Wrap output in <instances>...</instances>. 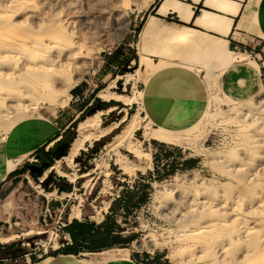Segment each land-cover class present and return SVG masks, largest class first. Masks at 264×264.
I'll list each match as a JSON object with an SVG mask.
<instances>
[{"label":"rangeland","instance_id":"rangeland-1","mask_svg":"<svg viewBox=\"0 0 264 264\" xmlns=\"http://www.w3.org/2000/svg\"><path fill=\"white\" fill-rule=\"evenodd\" d=\"M8 1L11 0H1L0 5L9 3ZM27 3L28 6L24 3L15 19L22 31L34 32L35 35L41 33L43 36L40 34V40L37 35L35 37L40 43L49 40L48 38L53 39L62 28V35L65 36L58 37L56 43L50 46L51 49L44 53L46 58L54 60L56 64L46 74L50 81L48 88L32 89L30 85L35 83V79L31 80L26 74L28 71L24 69L26 53L20 56V61L17 60L16 68L21 71L22 76L27 75L23 78L28 79L29 83L32 81L27 83L31 95L22 105L12 97H8L4 104L0 103V140H4L19 122L40 117V114H57L62 110H70L76 115L78 103L72 102L71 89L82 84L87 85L90 91L94 90L96 85H100L96 81L100 75H108L101 90L109 84L114 86L115 79L122 83L121 86L116 84V88H110L116 94L111 93L112 96L108 88L107 91L104 90V96L108 100L130 98L132 103L122 100L130 106L141 103L142 93L135 87L153 72L168 66L183 65L182 67L197 70L203 77L208 90V104L202 118L183 131L153 127L150 122L144 121L139 110L133 111L131 115L128 110L126 116L123 111L125 107L121 105L110 111H107L109 107L97 111L96 107L87 110L77 128L83 123L93 141L99 140L102 134L104 138L115 130L126 132L132 136L130 143L146 157L136 160L119 139L112 141L113 136L118 137L117 132L111 138L108 136L105 148L85 168L75 159L72 166L61 160L59 174L64 175L61 177L70 185L67 193L59 192L56 196L52 185L38 187L39 182L32 180L24 172L16 181L12 192L0 201V236L13 234L18 237L10 241L11 244L0 245L22 247V242H29L31 245L35 243V251L39 254L43 247L48 246L51 231L60 237L61 233H65L64 228H59L62 220L59 219L57 223V212L52 213L48 208L50 201L51 210L56 205L53 197L58 199L61 206H65L67 218L72 213V207H78L81 211L79 219L99 221L100 214H107L113 200L118 199L125 188L129 191L131 188L135 195L142 192L146 194L147 199L135 209L128 222H122L126 225L119 228L120 240L116 243L120 245L95 253H99L100 257L93 253L85 254L82 256L85 264H92L96 260V264L110 260L116 250H127L129 255L143 259V264H264V83L258 82V64L245 53L229 50L225 42L228 55L213 57L208 54L206 61L201 60L198 53L194 52L196 49L161 41V38L165 39L178 30L165 33L161 38L150 37L156 32L155 29L149 30V27H153L148 25L152 17L141 32H137L135 38H132L130 31L133 10L145 7L148 0H142V3L141 0H30ZM31 5L34 9H30ZM25 9V12L22 11ZM48 30L53 34L48 33ZM142 33H147L144 39L140 38ZM192 33L196 32H182V35ZM64 38L67 40L61 41ZM58 40L62 42V46L66 45L65 49ZM70 43H73L72 46ZM128 43L131 44L130 47L124 46ZM152 57L156 58L155 61ZM134 58L138 59V67L132 63ZM12 69L6 72H11ZM237 69L244 70L246 77L242 78L244 73L236 72L233 75V71ZM13 82V79H9V87ZM65 93L66 96L60 98ZM44 94H47L46 99L52 98V95L53 98L60 99L58 104L40 101L30 103L45 96ZM100 113L101 119L93 117ZM135 115L136 118L129 120ZM106 121L111 122L110 125L102 127ZM124 126L126 128L121 131ZM145 126L146 130L151 129L142 135ZM121 156L127 158L132 166H143L144 170L137 168L128 174L123 168ZM22 159L17 162L9 161V170L15 169ZM53 165L59 167L58 163ZM114 165L118 167L119 174L114 173ZM166 165L168 171L165 170ZM34 172L39 173L37 170ZM27 178L33 183L32 186L28 184ZM20 183L23 184L19 185ZM44 196L48 199L46 216H42L45 211ZM234 210L236 213H233ZM61 218L63 219V212ZM185 221L196 222V227H209L212 223L214 229L212 226L207 228V235L202 234V238L184 239L182 227ZM233 226L236 227V234L230 232ZM217 229L224 230L221 231L224 233L220 232V235ZM44 231L46 233H42ZM56 240L50 242L49 246L54 244L57 247ZM254 240L258 243L256 250L259 249V253L252 249ZM155 244L156 247H149ZM123 257V253L116 254V258ZM145 259L147 260L144 261Z\"/></svg>","mask_w":264,"mask_h":264},{"label":"crops","instance_id":"crops-1","mask_svg":"<svg viewBox=\"0 0 264 264\" xmlns=\"http://www.w3.org/2000/svg\"><path fill=\"white\" fill-rule=\"evenodd\" d=\"M133 11L132 30L130 31L133 34L132 38H135L137 32H141L150 17H152V20L148 25L153 26L156 31L150 37L159 36L161 38L165 33L178 30L177 32L181 34L182 32H196L210 39L216 38L215 40L225 42L229 50L245 53L252 58L259 66L258 82L260 84L264 83V0H148L145 7L136 8ZM124 46L130 47L131 44H124ZM152 59L155 61L156 58L152 57ZM132 63L138 67L137 58H134ZM236 72L244 73L242 78L246 77L244 70L237 69L233 71V75ZM100 76L96 78L100 85H96L94 90L90 91L87 85L82 84L71 89L72 102L78 103L76 105L78 110L76 115L70 110H62L57 114H40V117H33L19 122L8 132L4 140H0V201L12 192L14 185L17 183L16 181L24 172L29 176L30 173L33 176H38L42 171L41 168L46 166L49 161H53V164L59 163L60 168L61 160L64 161L70 149L58 161L51 155V152L62 143L68 144L72 133L74 131L77 133V126L81 121L80 117L84 115L85 109L91 107L95 97L102 102L110 103L107 111L112 110L115 106H120L116 104L120 103L121 106L125 107L123 111H125L126 116L129 113L128 110H130V115L133 111L139 110V114L144 118V121L150 122L153 127L168 131H183L191 128L202 118L207 108V86L201 74L194 69L168 66L153 72L138 87H135L136 89L139 88L137 90L142 93L141 103L130 106L115 99L103 100L100 97L102 91L109 86L108 91L116 94L114 91L111 92L110 88H116V84L121 86L122 83L115 79L114 86L109 84L104 90L98 91L103 86L102 84L106 83L105 80L108 77V75ZM75 124L76 128L74 129L73 125ZM110 135L92 143L86 142L84 148L75 157L80 156V165L90 164L94 157L99 155L102 149L105 148ZM32 155L37 157V163L28 161ZM21 158L23 159L15 169L9 170L8 162H17ZM26 165H29V168ZM114 166V173L119 174L118 167L115 168ZM53 167L54 165L46 169L41 176L37 177V181L42 184L49 176L51 178L46 184L54 187L53 192L56 196L59 192L63 194L69 192L70 185L61 177L64 175H60ZM167 168L166 165V171H168ZM34 170L39 173L34 172ZM27 180L28 184L32 186L31 180L29 178ZM21 184L23 183L19 185ZM140 194L135 195L131 188L130 191L125 188L119 198L113 200L107 214L103 215L99 221L88 218L81 220L74 217L73 219L64 217L65 221L69 224L72 220H77L83 225L94 224L93 227H102L100 224L108 217L109 220L116 223L113 227H123L126 224L124 225L122 222H128L130 216L137 209L133 204ZM44 198L46 203L48 199L45 196ZM55 203L56 205L52 210L51 201L48 204V208L52 213L60 210V203L57 201ZM61 208L64 212L65 206L62 205ZM65 216H67V212ZM77 249L73 245L67 246L40 262V264H85L82 256L87 253L76 251ZM23 253L24 249L18 245H0V264H24L22 260ZM121 253L125 257L116 258V254ZM142 261L143 259L129 255L127 250H116L110 260L99 262V264H143ZM96 263H98L97 260L92 261V264Z\"/></svg>","mask_w":264,"mask_h":264},{"label":"bare ground","instance_id":"bare-ground-1","mask_svg":"<svg viewBox=\"0 0 264 264\" xmlns=\"http://www.w3.org/2000/svg\"><path fill=\"white\" fill-rule=\"evenodd\" d=\"M1 1V0H0ZM30 0H11L9 3H6L5 2L0 5V103H3L4 101H7L8 97H12L13 100H16L19 105H22V103L25 102V100L27 99V97L29 96L30 94V91L28 90L29 88V85L27 83L28 82V79L25 80L23 77L24 76H29V78H31V80H33V78L35 79L34 82L35 83H32L30 85V87H32V89H39L41 87H47L48 83L50 82L49 80H47V76L46 74L50 71V69L56 67V64H55V61L54 60H49L48 58H46L44 56V53L48 50V49H51L50 46H52L53 44L56 43V39H59L58 37H60L63 32H62V29L59 30V32L57 33V35H55V37L52 35V37H54L53 39L50 40V38H48L46 35V37L49 39L47 41H45L44 43H40L35 37L40 36L41 33H38L39 35H35L34 32H28V31H22L21 30V27H19V23L15 21L16 19V16L18 15L19 13V10L24 7V3L28 4L27 2H29ZM1 3V2H0ZM35 3V2H34ZM38 8V7H37ZM27 9V7H26ZM25 10H22V11H26ZM30 9H34L32 8V5H31V8ZM36 10V9H35ZM28 11H30L28 9ZM21 13V12H20ZM152 19V18H151ZM56 24V23H55ZM58 25V24H57ZM56 25V26H57ZM60 26V24H59ZM52 27V26H50ZM55 27V26H54ZM63 27V26H62ZM46 28V27H45ZM48 28V27H47ZM53 28V27H52ZM61 28V27H59ZM24 29V28H23ZM50 29V28H49ZM151 29H154L153 27H149V30ZM27 30V29H26ZM43 30V29H42ZM148 30V29H147ZM41 31V30H40ZM47 31V30H46ZM50 31V30H48ZM54 31V30H53ZM43 32H45L43 30ZM56 32V31H55ZM48 33H52V31L48 32ZM46 33V34H48ZM148 33V32H147ZM147 33H142L140 38L141 39H144L145 36H147ZM45 34V33H44ZM53 34V33H52ZM42 35V34H41ZM72 35V34H71ZM70 35V36H71ZM43 36V35H42ZM49 36V35H48ZM62 36H65V35H62ZM68 37V35H67ZM46 38V39H47ZM66 38V37H65ZM63 39L61 41H64V40H67V39ZM41 38H39L40 40ZM44 39V38H43ZM45 39V40H46ZM62 39V38H61ZM73 39V38H72ZM216 39V38H215ZM215 39H210V38H207V37H204L202 36L201 34L199 33H192V34H189L187 36H183L181 33L179 32H175L173 34H170V36H168L167 38L165 39H161V41H166L168 43H171V44H175V45H182V46H185V48H188V49H196L197 51H194L196 52L197 55L200 56V59L201 60H205L207 59V57L209 56L208 54L210 55H221V56H225L226 54L228 55L227 51H226V46L223 42L219 41V40H215ZM68 40H70V38L68 37ZM61 41L58 40V42L60 43ZM71 41V40H70ZM68 41V43L70 42ZM75 41V40H74ZM42 42V41H41ZM57 42V43H58ZM72 42V41H71ZM62 43V42H61ZM60 43V44H61ZM73 44V43H72ZM72 44L70 43V45L72 46ZM59 45V44H58ZM69 45V44H68ZM56 46V45H55ZM70 46V47H71ZM61 47H66V45L61 44ZM60 47V48H61ZM69 47V46H68ZM65 49V48H64ZM184 50V49H183ZM192 52V51H191ZM23 53H26V63L24 64V69H26L28 71V73H26L24 76H22V74L20 73L21 71L16 68V66L18 65L17 63V60H19L20 56L23 54ZM47 53V52H46ZM202 55H201V54ZM219 57V56H217ZM216 57V58H217ZM24 58V57H23ZM192 58V57H191ZM205 58V59H204ZM23 60V59H22ZM199 60V59H198ZM215 60V59H214ZM143 64V59L140 60V66H142ZM187 65V64H186ZM183 66V65H182ZM190 67V66H189ZM12 69L11 72H6V70H9V69ZM23 69V70H24ZM190 69V68H189ZM51 78V76L49 77V79ZM9 79H13L14 82L12 84H10V87H9V84L7 83L9 81ZM52 79V78H51ZM50 79V80H51ZM30 81V80H29ZM18 82V83H16ZM32 82V81H31ZM30 82V83H31ZM29 83V84H30ZM48 88V87H47ZM51 88V87H50ZM109 88V87H108ZM107 88V90H108ZM46 89V88H45ZM28 90V91H27ZM49 90V89H48ZM106 90V91H107ZM39 91V90H38ZM106 91H103L101 94H100V97L104 100L106 98V96H104L105 92ZM46 92V91H45ZM39 93V92H38ZM40 93H41V90H40ZM39 93V94H40ZM33 94V93H32ZM35 94V93H34ZM37 94V93H36ZM111 94V93H110ZM31 95V94H30ZM38 95V94H37ZM45 96H41L39 98H36L34 101H31L30 99H28L29 101H31L30 103H37V102H46V103H50V104H53V105H57L59 100L57 98H53V95H52V98L50 99H46L45 97H47L46 95L47 94H44ZM51 95V94H50ZM112 95V94H111ZM114 95V94H113ZM112 95V96H113ZM65 97L66 96V93L65 94H62L60 96L61 97ZM99 96V94H98ZM38 97V96H36ZM105 97V98H104ZM33 98V97H32ZM44 98V99H43ZM108 98V97H107ZM106 98V100H108ZM111 98V97H110ZM10 99V98H9ZM42 99V100H40ZM116 100H119V101H122L123 102H126V103H132V100L130 98H122V97H117ZM10 101V100H9ZM4 104V103H3ZM2 104V105H3ZM1 108V107H0ZM100 114H96L95 118H100ZM137 115L131 117L129 120H133V118H136ZM123 118H125V116H123ZM126 128V126H124L122 130H124ZM149 128V127H148ZM128 129V128H127ZM151 129V128H149ZM149 129L146 130V126L143 128V134H146V131H149ZM110 134V133H109ZM108 134V135H109ZM103 135V134H102ZM100 136L99 140L103 138V136ZM118 137H115L113 136L112 138V141L114 139H119V141L123 144V147L126 148L127 151H129L130 153H132L134 155V158L136 160H140L142 159L143 157H146V155L141 152L134 144H131L130 143V139H132V136L128 135V133L126 132H118L117 133ZM107 136V135H106ZM105 136V137H106ZM102 137V138H101ZM259 137V136H258ZM92 137L89 136L86 132V128H85V125L82 123L80 124V126L77 128V136L75 138V140L73 141L71 147H70V150H69V154L65 157L64 159V162L66 161L67 165H71L73 164V161H74V158L78 155L79 151L81 149L84 148V144L86 142H94L92 139ZM98 141V140H96ZM92 145V144H91ZM120 160L123 164V168L126 169V172L129 174L130 172H132L133 170L135 169H140V170H144L143 166L141 167H136L135 166H132L129 162V160L127 158H125L124 156H121L120 157ZM132 161V160H131ZM59 165V163H58ZM66 165V164H65ZM117 165V164H116ZM131 165V166H130ZM119 166V165H117ZM98 167V165H97ZM100 167V165H99ZM101 167H104L101 166ZM54 169H56L58 171V173H60V170H59V167L58 166H55L53 167ZM96 168V167H95ZM100 169V168H99ZM136 171V170H135ZM102 172V171H101ZM105 172V171H104ZM103 172V173H104ZM106 173V172H105ZM108 174V173H106ZM85 175V174H84ZM105 175V174H104ZM133 175V173H132ZM68 176V175H67ZM75 176V175H74ZM73 176V178H74ZM83 176V175H82ZM70 177V176H68ZM71 178V177H70ZM104 180V179H103ZM86 182V181H85ZM103 182V181H102ZM106 182V180L104 181V183ZM87 183V182H86ZM84 184V183H83ZM105 185V184H104ZM110 186V184H108ZM103 186V185H102ZM109 186H106V187H109ZM106 189V188H105ZM102 190V189H101ZM106 191V190H105ZM108 192V191H107ZM213 195V194H212ZM186 196V195H184ZM80 198V197H78ZM215 198V197H214ZM185 199V198H184ZM208 199V198H207ZM81 201V200H79ZM78 201V202H79ZM216 201V200H215ZM222 202V201H220ZM219 202V203H220ZM186 203V202H185ZM197 203V202H196ZM210 203V202H209ZM214 204H216L215 202H213ZM224 204L226 202H223ZM47 202L45 203V211L44 213L42 214V216H46L47 212H48V209H47V206H46ZM218 204V203H217ZM196 204H194L195 206ZM208 205V204H207ZM223 205V204H222ZM221 207V205H218ZM227 206V205H226ZM229 206V205H228ZM107 207V206H106ZM192 206H189V208H191ZM210 207V206H208ZM207 207V208H208ZM214 208V207H213ZM219 208V207H218ZM188 209V208H187ZM238 209V208H237ZM190 210V209H189ZM193 210V209H192ZM227 210V209H226ZM191 211V210H190ZM204 211V210H203ZM229 211V210H228ZM232 211V210H231ZM242 211V210H241ZM80 212L78 207H72V213L70 215V218H76V219H79L80 217ZM192 212V211H191ZM97 213V212H96ZM211 213V212H210ZM220 213V212H219ZM222 213V211H221ZM230 213V212H228ZM233 213H236L235 210ZM218 214V212H217ZM216 214V216H217ZM208 215V214H206ZM236 215V214H235ZM241 215V214H240ZM213 216V215H212ZM231 216V215H230ZM244 216V215H243ZM218 217L220 218V214H218ZM237 217H238V214H237ZM249 218V217H248ZM101 219V217H100ZM98 219V220H100ZM201 219V218H200ZM240 219V218H239ZM243 219V218H242ZM207 220H210L209 218H207ZM215 220V219H214ZM227 220V219H226ZM225 220V221H226ZM254 220V219H253ZM260 220V219H259ZM187 221V220H186ZM185 221V222H186ZM202 221V220H200ZM242 221V220H241ZM257 219H256V222L257 223ZM207 222V221H206ZM205 222V223H206ZM209 222V221H208ZM230 222V221H229ZM247 222V220H246ZM189 223V224H188ZM211 223V222H210ZM214 223V222H213ZM217 223V222H216ZM224 223H227V222H224ZM243 223V222H241ZM199 224V222H198ZM204 224V223H203ZM212 224V223H211ZM210 224V226H212ZM229 224V223H228ZM234 224V223H233ZM240 224V222H239ZM246 224V223H245ZM252 224V223H251ZM207 225V223L205 224ZM218 225V223L216 224ZM220 225V223H219ZM223 225V224H222ZM263 225V224H262ZM192 226V227H191ZM209 226V227H210ZM209 227H196V222H186L183 224V234H182V237L184 239H193L194 238H202V234L207 235L206 234V231H207V228ZM222 227V226H221ZM244 227V226H243ZM181 228V227H180ZM213 228V226H212ZM236 227H232V231L230 232H233L235 233L236 232ZM214 229V228H213ZM243 229V228H241ZM246 229V228H245ZM248 229V228H247ZM250 229V228H249ZM203 230V231H202ZM219 230V234L222 235L221 233H224V232H221V231H224V230H221L220 229H217V232ZM211 232V230H208ZM215 231V230H214ZM253 231V229H252ZM251 231V232H252ZM221 232V233H220ZM246 232V231H245ZM248 232V231H247ZM31 233V232H30ZM42 233H46L45 231L42 232ZM42 233H39V234H42ZM238 233V232H237ZM244 233V232H243ZM29 234V233H28ZM54 232L51 231L50 234L48 235L49 236V239L48 241H55L57 239V236L54 234ZM180 234V233H178ZM213 235V233H211ZM210 234V235H211ZM236 234V233H235ZM25 235V234H24ZM201 235V236H200ZM244 235V234H243ZM264 235V234H263ZM258 237V234L256 235ZM16 237V235H9L5 238H0V243H9L10 241H13ZM178 237V236H176ZM180 237V236H179ZM228 237V236H227ZM238 238V237H236ZM254 238V236L252 237ZM251 238V239H252ZM261 238V237H260ZM232 239V238H231ZM241 239V238H240ZM227 240V239H226ZM257 240V239H256ZM254 240V242L252 243V246H253V250L255 249V251H257L256 249L258 248V243L257 241ZM183 241V240H182ZM195 241H198V240H195ZM200 241V240H199ZM218 241V240H217ZM249 241V240H248ZM247 241V242H248ZM190 242V241H189ZM202 242V241H201ZM220 242V241H219ZM156 243V242H155ZM218 243V242H217ZM158 244V243H157ZM244 244V243H243ZM245 244H248V243H245ZM251 244V243H250ZM264 245V244H263ZM56 247V246H55ZM142 247V245H140V248ZM151 249L156 247V244L155 245H151L149 246ZM244 249V246L242 247ZM261 249V247H260ZM250 249H248L249 251ZM261 251V250H260ZM256 253H259V249ZM248 255V254H247ZM251 255V254H250ZM254 255V254H252ZM257 255V254H256ZM258 257V255L256 256ZM186 261V260H185ZM217 262V261H216ZM246 263V262H245ZM189 264V263H188ZM191 264V263H190ZM194 264V263H193ZM204 264V263H203ZM217 264V263H215Z\"/></svg>","mask_w":264,"mask_h":264},{"label":"trees","instance_id":"trees-1","mask_svg":"<svg viewBox=\"0 0 264 264\" xmlns=\"http://www.w3.org/2000/svg\"><path fill=\"white\" fill-rule=\"evenodd\" d=\"M180 27H182V26H180ZM100 90L101 89H98V91H100ZM111 102H113V101H111ZM109 104L110 103L102 102L99 98L95 97L91 107L85 109L83 113H85L87 110L90 111V109L92 107H96L95 111L106 109L108 106H110ZM116 104L121 105L120 103H116ZM92 114L93 113H91V115ZM80 118L83 119V116ZM73 128L74 129L76 128V124L73 125ZM117 132L118 131L115 130L110 135V137H112ZM76 136H77V133L74 131L72 133L71 139L68 142V144H71L73 142V140L76 138ZM49 153H50V151H49ZM66 154L67 153H65L64 156ZM56 160H58V159H56ZM75 161L79 163L80 156L75 158ZM52 165H53V161H49L46 166H43L41 168L42 171L40 172V174L38 176H36V175L33 176V174L30 173V177L32 178V180H37V177L41 176L42 173ZM81 166H82V168L85 167L84 164ZM26 167L29 168V165H26ZM49 178H51V177L48 176L47 180H45L41 184L44 188L47 187L46 182L47 183L49 182V180H50ZM146 199H147L146 194H144L142 192L139 195V198L137 199V201L134 202V204H133L134 207L138 208L141 204L146 202ZM129 200H131V198H129ZM66 212L67 211L64 210L63 218L66 217L65 216ZM85 219H87V218H85ZM63 220L65 221V218ZM115 224L116 223L113 220H109L108 217H106L105 220L100 224V225H102V227H93L94 224L83 225V224L79 223L77 220H72L71 223H69L65 226L64 230L70 236V238L72 240V245L74 247L78 248L76 251L86 252V253H95V252L102 251L104 249H109L112 246L120 245V244L116 243L120 240V237H119V228L120 227H113ZM114 229H116V230H114ZM114 232H115V234H114ZM0 237H3V236H0Z\"/></svg>","mask_w":264,"mask_h":264},{"label":"built area","instance_id":"built-area-1","mask_svg":"<svg viewBox=\"0 0 264 264\" xmlns=\"http://www.w3.org/2000/svg\"><path fill=\"white\" fill-rule=\"evenodd\" d=\"M111 53H109L110 55ZM115 70V69H113ZM28 161L30 163H37L38 162V159L35 155H32ZM57 163V162H56ZM41 185V182L39 183L38 187H40ZM55 201H57L58 199H56L55 197H53ZM61 204H60V210L57 211V214H58V221L57 223H59V219L62 220L60 222V226L59 228H65V226L68 224L66 221H64L61 216H62V212H63V209L61 208ZM107 211V210H106ZM104 211V213L106 212ZM102 212V211H100ZM101 218L103 216V214L101 213ZM57 236V240H56V243H57V247H54V244L53 246H49L50 242L52 241H48L47 242V247H43L42 251L37 254L35 249H36V245L35 243H33V245H31L29 242H22L21 243V246L22 248L24 249V253L22 255V260H23V263L24 264H40V262L48 259L50 256H52L53 254H55L57 251H60L62 250L63 248L67 247V246H70L72 245V241L69 237L68 234L66 233H61V237L56 235Z\"/></svg>","mask_w":264,"mask_h":264},{"label":"water","instance_id":"water-1","mask_svg":"<svg viewBox=\"0 0 264 264\" xmlns=\"http://www.w3.org/2000/svg\"><path fill=\"white\" fill-rule=\"evenodd\" d=\"M111 122H105L102 127H107L108 125H110ZM71 145V144H70ZM70 145H68L67 143H62L60 145H58L52 152L51 155L55 158V159H61L64 157V154L66 153L67 150L70 149Z\"/></svg>","mask_w":264,"mask_h":264}]
</instances>
